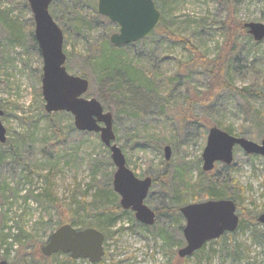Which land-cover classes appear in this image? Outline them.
I'll list each match as a JSON object with an SVG mask.
<instances>
[{"label": "rangeland", "instance_id": "obj_1", "mask_svg": "<svg viewBox=\"0 0 264 264\" xmlns=\"http://www.w3.org/2000/svg\"><path fill=\"white\" fill-rule=\"evenodd\" d=\"M152 1L163 17L165 31L134 43V47L124 52L123 60L140 77L150 75L152 80L148 90L140 88L141 93L131 107H125L124 99L119 100L108 92L97 81V72L86 63L92 50L102 46L105 39L118 30L97 14V0L52 2L56 20L53 21L62 34L63 30L67 33L63 40L67 73L82 77L80 73L85 71L83 78L88 81L89 89L83 98L95 99L112 115L114 144L121 150L127 168L138 179L156 180L144 202L155 213L152 226L140 224L131 211L122 215L116 224H108L100 217L91 218L82 210L76 211L71 205L76 224L94 228L102 222L99 231L106 240L104 257L98 264H264V242L257 236L264 226L250 221L264 213L263 158L247 155L236 147L231 169L215 164L213 171L208 172L214 179L232 178L242 194L236 203L232 201L239 207L236 214L241 230L232 233L231 239L225 238L213 245L208 243L197 256L181 259L177 252L185 242L182 231L179 233L177 229L183 228L184 220L181 215L180 218L162 212L175 208L177 201L172 190H176L178 174L187 180L186 185L178 189L185 192L178 195L188 202L194 194L191 189L197 192L193 184L204 181L201 154L209 128L185 117L188 99L195 100L194 118L230 126L235 136L242 134L236 137L257 144L264 136V102L259 99L223 91L212 102L197 101L207 89L209 78L202 68L196 67L193 54L185 47V42H189L206 59H216L226 40L224 23L230 5L236 20L264 24V0ZM21 6L22 0H0V12L8 14L7 22L17 20L24 28L22 39L17 41L8 37L9 25L5 23V28H0L1 122L6 130V141L12 143L18 159L12 161L11 153H5L0 162V192L7 197L5 202L0 201V220L6 217L5 235H10V228L17 223L37 240L46 241L57 221V213L41 199L32 198L41 192L42 177H49L53 192L66 212L73 201L74 187L79 186L90 202L97 188L107 190L104 186L109 179L112 186L115 167L99 135L77 131L70 114L54 113L52 121L60 130L59 135L48 125L41 84L36 76L40 64L29 38L34 31L33 17L29 6L28 9ZM236 43L238 52L230 60L227 79L237 89H260L264 86V40L254 47L251 36L247 35ZM165 147L170 149L168 161L164 158ZM162 184L164 189H161ZM196 196L202 197L199 191ZM105 203L116 205L119 200L111 198ZM13 234L14 229L8 243ZM180 243L182 245L178 246ZM7 249L6 245L0 249V261L17 262L15 248ZM62 259L56 256L50 264H61ZM32 264L40 263L36 260ZM73 264L90 263L76 260Z\"/></svg>", "mask_w": 264, "mask_h": 264}, {"label": "water", "instance_id": "obj_2", "mask_svg": "<svg viewBox=\"0 0 264 264\" xmlns=\"http://www.w3.org/2000/svg\"><path fill=\"white\" fill-rule=\"evenodd\" d=\"M27 2L33 17V36L42 61L40 84L44 111L47 114L68 113L72 116L77 131L99 135L101 143L110 151L115 167L112 188L119 197L120 208L133 212L140 224L152 226L155 213L144 204L152 186V179H138L127 168L121 150L114 144L112 115L105 112L95 99L83 98L89 89L86 79L67 73L63 34L49 14V6L54 0ZM96 12L117 26V32L109 37L110 44L115 47L131 45L149 37L161 20V14L152 0H97ZM244 28L254 42L264 40V24L245 23ZM2 115L0 109V144L6 142ZM236 147L247 155L264 159V136L257 144L230 135L217 127L209 128L201 154L202 171H213L215 164L230 166ZM169 152V147H165L166 161L169 160ZM179 213L184 220L182 236L185 242L177 252L181 259L191 257L224 234L234 233L239 225L236 206L230 200H207L188 204L181 207ZM257 222L264 226V213L257 217ZM103 243L104 235L94 228L79 230L63 224L49 235L41 246L40 253L43 257L69 255L72 260H87L90 264H98L104 257ZM0 264L8 263L0 261Z\"/></svg>", "mask_w": 264, "mask_h": 264}, {"label": "trees", "instance_id": "obj_3", "mask_svg": "<svg viewBox=\"0 0 264 264\" xmlns=\"http://www.w3.org/2000/svg\"><path fill=\"white\" fill-rule=\"evenodd\" d=\"M229 1V0H227ZM54 3H52L49 7V13L53 20H55V15L52 10V6ZM25 9L28 7L27 0H22V6ZM28 9V8H27ZM8 14H4L3 12H0V28H5V23L8 28L9 33L8 37H11L13 40H20L22 39V32L24 28L21 27L20 24H18L17 20L9 21L7 22ZM104 18V17H103ZM106 19V18H105ZM108 20V19H106ZM56 21V20H55ZM163 17L161 15V20L155 31L151 34H158L165 31V28L162 26ZM244 22H240L234 18L232 7L230 5L229 13L227 16V20L224 23L226 27V40L223 45V48L221 49V52L214 60H208L205 58V56L200 53L193 44L189 42H185L186 49L191 52L194 56V62L196 67L202 68L206 75H208L209 83L207 89L202 93V95L199 97V102L205 104L206 102H212L218 97V95L223 91H233L240 94H244L247 96H253L254 99H259L260 101L264 102V86H261L260 89H251V88H242L237 89L232 86L230 81L227 79V75L230 71V60L233 57V55H236L238 52L237 50V41L240 37L247 36V30L244 28ZM32 25V23H31ZM113 26H116L112 24ZM3 26V27H2ZM117 27V26H116ZM150 35V36H151ZM249 36V35H248ZM67 33L65 30H63V40H66ZM30 44L31 48L35 51L38 57V61L40 64L39 69L36 71V76L38 82H40L41 79V56L40 52L37 48L34 36L31 32L30 36ZM144 40V39H143ZM141 40V42H143ZM253 40V39H252ZM64 42V41H63ZM140 42V41H139ZM138 42V43H139ZM254 47L258 45L257 42L252 43ZM134 45H126L122 47H115L110 44L109 37H107L103 43L102 46L99 48H94L92 52L90 53L89 57L87 58V65L95 71L97 76V81L104 86L108 92H111L116 96L117 99L121 100L124 99L125 101V107H131L134 104V99L141 93L142 88L144 91L148 90V85L152 83V80L150 79V75H143L140 77L139 74L135 69H133L127 62H125L124 59V52L134 47ZM65 48V42L63 44V50ZM126 57V56H125ZM236 57V56H235ZM237 59V57H236ZM66 64V63H65ZM83 73H80V76L84 77L85 71L82 70ZM38 95H40V90L38 89L37 92ZM194 99H188L186 101V108H185V117L193 122V123H201L205 128L210 127H217L220 130L230 134H233V130L230 128V126H224L218 122L210 123L206 122L201 118H194L192 115V107L194 104ZM46 119L48 120V125L52 128V130L56 134H60V130L58 127L53 123L52 117L55 115L52 114H44ZM235 136V135H234ZM236 136H242L236 135ZM5 153H11V159L12 161H17L16 158V151L13 148L12 143L9 141H6L4 144H0V162L4 160ZM225 169L229 168L231 169V166H224ZM166 175V171L164 172ZM204 178V181H198L195 184H193V187H196L197 192L199 191L201 196H196V191L194 189H191L194 194L190 196L191 200L188 202L186 200H182V196L178 194H183L185 191L178 192V189L180 187H184L186 185V179L184 178V175L178 174L177 175V187L176 190L173 189L174 199L177 201L175 204V208H169L165 209L167 214L177 217H180L179 209L188 203H198L201 200H231L236 203L238 199L242 196L240 194V189L236 185L235 181L230 177H221L214 179L212 177L211 173H202L201 175ZM230 178V179H228ZM43 185L41 188V192L32 198L35 201H38L41 199L45 204L48 206H52L56 213H57V221L54 224V228L51 229L48 232V236L59 226L63 224H69L73 228L79 227V228H87L86 225H78L76 224V217L75 214L72 213L71 205L75 206V210L79 211L82 210L84 214L91 218H101L102 220H105L108 224H116L119 221V218L126 214L128 211L122 210L120 208L119 204L116 205H107V201H110L111 198L116 199V201L119 200V197L112 191L111 186V179L108 180V185L104 186L105 189L97 188L94 192V195L92 196V200L90 202H87V200L84 197V193L79 190V186L74 187L72 190V203L68 206V211L64 212L63 208L60 206V202L57 199L56 195L53 192V188L50 183V179L47 175L42 177ZM156 183V180L152 178V184L154 185ZM162 183V182H161ZM161 189H164L165 185H161ZM192 186V185H191ZM168 188V186H166ZM186 190V188H185ZM202 198V199H201ZM7 197L3 194V192H0V201L5 202ZM79 199V200H78ZM238 209L239 207L236 206ZM181 218V217H180ZM100 221V223H102ZM251 223L254 224L257 222V218H250ZM94 225V228L96 230L100 229V225L102 224ZM7 226V220L5 216H2L0 220V249L3 245L8 246L9 249H14L16 254L17 262L11 263V264H32V262L38 260L40 264H50V262L56 257V256H62L63 262L61 264H73L76 260H72L69 255H63V254H55L51 257H43L40 253L41 246L46 242L42 240H37L35 236H33L30 232H27L24 229L23 225L15 223V226L13 228H10V235L11 230L14 229V234L12 235L13 239H11V242H7L10 239V235L3 234L4 230ZM237 230H241V225H238ZM177 231L181 233L182 226H179ZM100 232V231H99ZM232 234H224L221 238L218 240L209 242V245H213L216 243H220L225 238L231 239ZM257 236L259 238H262L261 241L264 242V230H261L258 232ZM47 240V239H46ZM106 240V236L104 237V241ZM182 245L181 243L178 245ZM7 249V250H9ZM200 250L195 252L193 255L197 256L200 254ZM187 259V258H184Z\"/></svg>", "mask_w": 264, "mask_h": 264}, {"label": "bare ground", "instance_id": "obj_4", "mask_svg": "<svg viewBox=\"0 0 264 264\" xmlns=\"http://www.w3.org/2000/svg\"><path fill=\"white\" fill-rule=\"evenodd\" d=\"M254 156V155H253ZM260 157V156H259Z\"/></svg>", "mask_w": 264, "mask_h": 264}]
</instances>
